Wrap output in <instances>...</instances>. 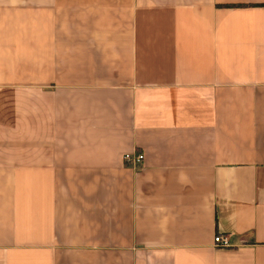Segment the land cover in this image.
Returning <instances> with one entry per match:
<instances>
[{
	"label": "crops",
	"instance_id": "obj_1",
	"mask_svg": "<svg viewBox=\"0 0 264 264\" xmlns=\"http://www.w3.org/2000/svg\"><path fill=\"white\" fill-rule=\"evenodd\" d=\"M0 264H264V0H0Z\"/></svg>",
	"mask_w": 264,
	"mask_h": 264
},
{
	"label": "built area",
	"instance_id": "obj_2",
	"mask_svg": "<svg viewBox=\"0 0 264 264\" xmlns=\"http://www.w3.org/2000/svg\"><path fill=\"white\" fill-rule=\"evenodd\" d=\"M123 161L126 165L131 166L134 169L139 168L143 161V154H125L123 157ZM214 246L217 249H226L232 247L230 243V239L228 236L216 235L214 237Z\"/></svg>",
	"mask_w": 264,
	"mask_h": 264
}]
</instances>
